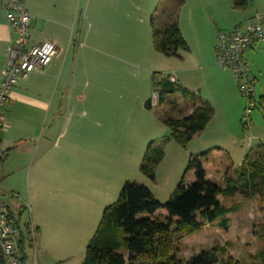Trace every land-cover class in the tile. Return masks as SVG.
I'll list each match as a JSON object with an SVG mask.
<instances>
[{
  "label": "rangeland",
  "instance_id": "obj_1",
  "mask_svg": "<svg viewBox=\"0 0 264 264\" xmlns=\"http://www.w3.org/2000/svg\"><path fill=\"white\" fill-rule=\"evenodd\" d=\"M139 1L142 3L143 16L144 10L155 4L147 22L150 37L144 29L141 35L144 54L154 39L153 30H162L173 20L177 19L184 24V32L188 36L185 38L186 43L192 44L198 40V30L203 35L216 32L218 36L220 32L234 31L257 13L264 12V0H246V5L240 7L235 6V0ZM84 8L85 2L82 0L79 24ZM152 17L154 27L151 25ZM193 29L196 30L194 33ZM93 48V51L101 52L102 45L97 43ZM73 52L72 48L71 57H74L76 50L74 54ZM102 57L105 58L104 55ZM247 59L250 74L255 79V107L251 114L247 112L248 101L241 96L233 74L218 66L216 53L215 60L211 63L191 61L183 65L174 58L168 62L163 57V64L154 60L144 65L151 77L167 79L169 77L164 73H173L170 68L174 65L190 68L191 71L184 72L189 84L197 86L204 99L202 101L207 102L214 112L210 129L203 139H192L187 144L180 145L172 140L169 128L163 123L164 117L179 119L181 109L172 107L171 104L181 101V94L166 95L164 103L151 108L145 117H136L130 111L124 116L113 117L114 125L108 133L109 143L106 147L99 143L96 130L89 131L86 127L64 130L60 157L52 173L54 182L45 181L43 189L56 192L52 197L53 232L58 234L60 227V235L64 237L67 227L71 237L67 240L53 239L55 244L51 255L57 259L52 260L58 261L50 264H83L86 247L101 222L105 208L117 202L125 183L147 187L157 201L165 204L183 179L188 185L194 182L195 173L188 170L191 160L201 158L203 154L208 158L209 155L218 153L210 158V163L204 168L209 175L207 179L223 183L227 174L233 175L230 168H240L246 155L255 156L258 147L264 148V43L248 50ZM169 63H173L172 66ZM63 121L65 122L64 118ZM147 138L152 140L145 142ZM90 141L93 146L86 144ZM150 143L161 146L164 151L162 161L155 167L154 181L141 172ZM33 198L31 195L30 205L32 212H35L37 206ZM220 202L226 208L239 206L237 213L229 215L228 228L222 229L220 221L206 225L199 233L180 242L179 256L190 261L194 255L209 250L215 244L229 243L231 247L228 257L235 264H264L257 258L264 249V200L259 197L249 199L236 196L220 198ZM27 209L29 211L28 205ZM157 216L164 219L165 211L160 210ZM15 217L20 223V214Z\"/></svg>",
  "mask_w": 264,
  "mask_h": 264
},
{
  "label": "crops",
  "instance_id": "obj_2",
  "mask_svg": "<svg viewBox=\"0 0 264 264\" xmlns=\"http://www.w3.org/2000/svg\"><path fill=\"white\" fill-rule=\"evenodd\" d=\"M25 2L31 17L29 45L51 42L58 49V55L45 71L34 72L26 81L20 82L6 106L9 129L1 136L6 157L0 170V192L5 196L18 194V199L6 198L9 210L13 216L20 214L21 226L29 223L35 226L37 259L39 264H50L58 261L52 260L57 259L51 255L55 244L53 239L67 240L71 237L67 227L64 237L60 235V227L58 234L53 232L52 197L56 192L43 189L45 181L54 182L52 173L60 157L64 130L84 127L89 131L96 130L99 143L106 147L108 133L114 125L113 117L124 116L128 111L135 113L136 117H145L150 112L146 104L155 90L153 77L144 65L154 60L163 64V57L168 62L173 58L157 52L153 41L152 47L143 53L141 35L144 29L150 37L147 22L155 4L145 9L143 16L139 0H84L85 8L79 24L82 0ZM179 28L185 40L188 36L184 32V24L180 22ZM195 31L193 29L192 33ZM197 32L198 40L187 43L189 52H180L179 58H174L183 65L191 61L200 64L215 60L216 32L208 35ZM15 41L16 34L8 24L0 0V81L9 48ZM97 43L102 45L101 52L92 50ZM72 48L74 52L76 50L74 57L70 55ZM169 64L172 66L173 63ZM170 69L173 73L165 71V76L174 78L176 84L204 100L197 86L189 84L184 73L191 71L190 68L174 65ZM181 98L173 104L181 109L179 119L188 118L194 111L193 104ZM210 126L209 123L193 140L203 139ZM149 139L145 142L152 140ZM90 142L86 144L93 146ZM217 155H209L203 168L210 163L212 156ZM31 195L37 206L35 212L30 205Z\"/></svg>",
  "mask_w": 264,
  "mask_h": 264
},
{
  "label": "trees",
  "instance_id": "obj_3",
  "mask_svg": "<svg viewBox=\"0 0 264 264\" xmlns=\"http://www.w3.org/2000/svg\"><path fill=\"white\" fill-rule=\"evenodd\" d=\"M243 5H246V0H235V6ZM153 22L154 17L151 20L154 27ZM164 27L153 30L155 50L167 58H179L180 52H189L178 20ZM153 86L159 94V104L164 103L166 95L175 94H181L193 104L194 111L188 118L162 119L171 132L172 140L185 145L205 130L214 115L207 102L167 77H154ZM146 108H153L151 101ZM256 151L255 156L246 155L240 168H230L233 175L227 174L222 184L207 179L203 168V162L208 160L206 154L191 160L188 170L195 173L194 182L188 185L183 179L165 204L157 201L147 187L125 183L117 202L105 208L101 222L86 247L83 264H235L228 257L229 243L215 244L209 250L194 255L190 261L179 256V245L184 238L217 221H220L222 229L228 228L229 215L237 213L239 206L226 208L220 198L241 196L264 200V148L258 147ZM163 157V148L150 143L141 165L142 174L154 181L155 167ZM160 210L165 211L164 219L157 216ZM24 247L23 240L21 248L24 250ZM257 258L264 263V249Z\"/></svg>",
  "mask_w": 264,
  "mask_h": 264
},
{
  "label": "built area",
  "instance_id": "obj_4",
  "mask_svg": "<svg viewBox=\"0 0 264 264\" xmlns=\"http://www.w3.org/2000/svg\"><path fill=\"white\" fill-rule=\"evenodd\" d=\"M1 7L11 30L16 34V41L9 48L7 62L1 72L0 170L6 157L1 136L9 129L6 106L15 87L26 81L34 72L45 71L58 55V49L51 42L29 45L31 17L25 0H1ZM261 43H264V12L257 14L232 32H220L216 40L217 64L223 71H230L233 74L241 96L248 101L249 114L255 107V79L250 74L247 52ZM169 80L175 82L172 77H169ZM150 101L151 107H159L157 91L153 92ZM7 197L19 198L16 193L5 196L0 192V264H39L36 251L37 230L32 223L21 226L9 210ZM23 240L24 250L21 248Z\"/></svg>",
  "mask_w": 264,
  "mask_h": 264
}]
</instances>
